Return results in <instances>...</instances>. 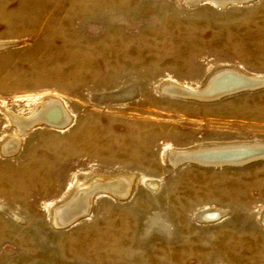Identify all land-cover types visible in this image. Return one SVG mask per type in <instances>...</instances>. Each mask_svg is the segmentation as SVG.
<instances>
[{
  "label": "rangeland",
  "instance_id": "1",
  "mask_svg": "<svg viewBox=\"0 0 264 264\" xmlns=\"http://www.w3.org/2000/svg\"><path fill=\"white\" fill-rule=\"evenodd\" d=\"M187 1L0 0V264H264V159L171 155L264 144V0ZM229 67L255 89L199 100Z\"/></svg>",
  "mask_w": 264,
  "mask_h": 264
},
{
  "label": "bare ground",
  "instance_id": "2",
  "mask_svg": "<svg viewBox=\"0 0 264 264\" xmlns=\"http://www.w3.org/2000/svg\"><path fill=\"white\" fill-rule=\"evenodd\" d=\"M214 1L219 6L224 7V6H227L231 3H243L242 1H245V0H214ZM187 2L192 3L193 1L188 0ZM210 2H213V1H210ZM235 69H232L231 67H229V68H224L222 70H219L218 73H215L214 76L211 77V79L208 81L207 85L204 88L202 87L203 88L202 91L195 94V95L199 98V100H203V99L217 100L218 98L220 99V98L224 97V95L217 97L218 95H220L224 91L229 90L230 88L236 87L239 84L247 83L250 87V86H253V85H256L259 83L258 82L259 79L252 78L251 76H248V75L242 73L241 71L235 70ZM181 87H176V86L170 85L167 87V88H169V89H167V91L169 90L171 93L175 92L176 94H182L185 96L190 94L189 91H187L186 89H182ZM182 97H184V96H182ZM65 110L59 101L54 100L50 103H47L37 113L34 112V113H36L34 118L39 119V121H40V119H42V120L46 121L47 123L52 124L54 126L55 125L59 126V127L64 126L63 124H66L68 121L67 120V114H66ZM15 118L16 117H14V119ZM34 118H32V119L34 120ZM15 120H16L15 122L18 123L19 118H16ZM5 149H6V146H5ZM171 155H172V157H174L176 155L174 159L173 158H171V159H173V161L179 160L180 163H182L184 160L194 161V162L202 163V164H206V165H209L210 163H215L216 165H222L223 163L224 164L225 163H240V162L247 163V162L259 159V158H261L259 156L264 155V144H256L255 143V144H247V145H241V146H228V145L222 146L221 145V146H216V147H212V148L211 147H209V148L201 147V148H198L195 150H191L189 152H180V153H172L171 152ZM102 178H100V179H102ZM97 179H96V181H97ZM127 179H128V176H127ZM122 180H124V179H122ZM98 186L100 187V184L99 185L94 184L91 187L88 186L89 188L85 192H81V191L77 192L74 195V197L72 198L70 203H68L67 205H64L63 207H59L55 211V224L59 227H62L67 222L69 223L71 219H73V218L75 219L76 217L81 215L83 213V209L89 208V206H88V204L90 202L89 200H90L91 196L98 190V188H99ZM102 188H105V187H102ZM125 188H127V187H125ZM209 216H211V215H208V213L201 214L202 219H207V218H209ZM210 219H211V217H210ZM213 219H215V218H213Z\"/></svg>",
  "mask_w": 264,
  "mask_h": 264
},
{
  "label": "water",
  "instance_id": "3",
  "mask_svg": "<svg viewBox=\"0 0 264 264\" xmlns=\"http://www.w3.org/2000/svg\"><path fill=\"white\" fill-rule=\"evenodd\" d=\"M202 1V0H201ZM209 1H213L214 3H216L214 0H209ZM217 4V3H216ZM218 5V4H217ZM251 87V86H250ZM263 87V86H262ZM249 85L247 84V83H245V84H239V85H237L236 87H234V88H230L229 90H227V91H224L223 93H221L220 95H218L217 97H220V96H223L224 95V97L225 96H228V95H232V94H235V93H238V92H241V91H246V90H253V89H255V88H249ZM256 89H258V88H256ZM223 98V97H222ZM219 99V98H218ZM221 99V98H220ZM205 101H214V100H205ZM63 125H65V124H63ZM263 150V149H262ZM259 157H261V158H259V159H264V155L263 156H259ZM184 161H187V160H184ZM183 161V162H184ZM241 163H243V162H241ZM178 164V163H177ZM231 164V163H230ZM233 164H236V163H233ZM238 164H240V163H238ZM206 165V164H205ZM209 165H216L215 163H210ZM97 192H102V190H97L95 193H97ZM263 223H264V219H263ZM69 224V223H68ZM68 224H64V225H68Z\"/></svg>",
  "mask_w": 264,
  "mask_h": 264
}]
</instances>
